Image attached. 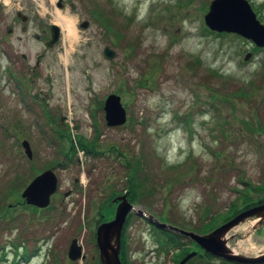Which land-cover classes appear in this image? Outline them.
<instances>
[{
	"label": "rangeland",
	"instance_id": "1",
	"mask_svg": "<svg viewBox=\"0 0 264 264\" xmlns=\"http://www.w3.org/2000/svg\"><path fill=\"white\" fill-rule=\"evenodd\" d=\"M211 1L0 2V264L13 263L24 244L38 249L20 264L95 263L97 227L114 218L133 166L145 181L133 204L186 231L208 234L264 203H257L264 190L255 188L264 182V47L234 33H210L204 16ZM249 1L264 23V0ZM59 12L75 20L74 37L57 23ZM52 24L61 37L47 48ZM106 47L115 51L111 59ZM112 93L127 109L125 125H107L104 104ZM244 120L261 131L253 133ZM81 138L96 139V151L82 150ZM48 169L59 179L50 206L26 203L22 192ZM248 182L255 204L230 214L242 205ZM110 201L106 218L101 210ZM131 213L123 231L129 264H176L181 252L161 250V230L182 235L183 250L196 248L180 231ZM218 215L234 216L211 230L195 229ZM259 220L234 226L228 247L247 257L264 254ZM73 238L85 259L69 258Z\"/></svg>",
	"mask_w": 264,
	"mask_h": 264
},
{
	"label": "water",
	"instance_id": "2",
	"mask_svg": "<svg viewBox=\"0 0 264 264\" xmlns=\"http://www.w3.org/2000/svg\"><path fill=\"white\" fill-rule=\"evenodd\" d=\"M18 16L23 21L28 17L22 12ZM206 25L213 31L236 33L249 40L260 48L264 47V23L258 18L257 13L249 0H212L209 11L205 14ZM88 23H85L87 25ZM51 39L47 41L48 48H52L60 39L61 29L57 24L51 25ZM105 55L112 58L115 51L106 47ZM249 55L246 56V59ZM1 108V102H0ZM107 125L111 127L121 126L127 123L128 113L122 102V97L116 93L110 94L104 105ZM22 146L29 159H33V150L28 140L22 141ZM58 176L54 169H48L37 175L22 192V197L26 203L46 208L51 204L52 195L58 190ZM119 202L115 216L112 220L101 223L97 228V246L100 251L102 264H123L121 260V239L123 228L128 215L133 212L139 216L146 217L149 221L162 228H170L180 231L182 234L193 239L204 251L211 253L215 257L225 259L230 262L240 264H260L264 263V254L256 257H247L232 251L227 244L226 234L240 222L249 217H258V227L264 224V203L250 207L236 215L230 221L222 224L208 234H199L173 227L166 223H161L149 212L127 199V194L115 198ZM197 252H191L185 256L179 264H185ZM68 256L71 260L77 261L86 258L83 254V246L78 238H74L70 244Z\"/></svg>",
	"mask_w": 264,
	"mask_h": 264
},
{
	"label": "trees",
	"instance_id": "3",
	"mask_svg": "<svg viewBox=\"0 0 264 264\" xmlns=\"http://www.w3.org/2000/svg\"><path fill=\"white\" fill-rule=\"evenodd\" d=\"M95 12V11H94ZM112 20V19H111ZM111 27V26H110ZM208 31H210V33H217V32H214V31H211L208 29ZM224 33H222L221 35H223ZM252 85V84H251ZM251 90L253 91V88H251ZM251 93H247V96H250ZM104 103L101 104V106L103 105ZM243 123L249 128L250 131H252L253 133L254 132H260L261 131V128L259 127H256L254 122H251V121H246L244 120ZM223 133H225V131L223 130ZM79 144H80V147L82 150L88 152V153H93L96 151V139L94 141H86L84 138H81L78 140ZM75 143L73 142L72 144V152L74 153L75 151ZM123 156H127L125 155V153H123ZM139 166H133V169H132V176L129 180V183L127 184L128 187H127V190H128V199L130 200V202L132 203H135V202H138L139 201V197H141L140 195V191H141V188L144 184V180H139L138 179V174H139ZM138 172V173H137ZM252 183L251 182H248V185L246 187V191H247V194L245 193L244 195V198H243V195L241 194L240 196V200L238 201V204H241L242 205H233V208H231V212L230 214H236L238 213L240 210H242V208H244L245 206H248V205H254V201H252V197H250L248 194H250L251 192H255L251 185ZM255 188H260L262 190H264V182L261 183L258 187H255ZM126 190V189H125ZM261 202H264V199L263 200H260L259 202L257 203H261ZM113 203L112 201H110L109 203H105L107 206H105L103 204L102 206V210H101V213L103 214V217H106V215H109L110 214V208H109V205ZM113 205V204H112ZM107 212V214H105ZM4 213V216L8 217L6 213V210L3 211ZM132 215V213L129 215L128 217V220H130V216ZM234 215H228L226 218H224L222 215H218L214 218L211 219V221L209 223H203L200 227H195L196 230L200 231V232H205V231H208V230H211V228H215L216 226H218L220 223L222 222H225L227 221V219H230L231 217H233ZM222 216V217H220ZM1 218V217H0ZM107 218V217H106ZM162 219H165L162 217ZM223 220V221H222ZM220 222V223H219ZM182 224V223H180ZM178 224V225H180ZM181 226L183 227H188V225H185V223H183ZM164 234L162 236V239L159 238V242H160V246H161V250L163 251H167V252H170L171 250H174L176 249V251L178 252H181L179 253V255H177V259L175 260L176 261V264H179V261L184 257V255H186L187 253H189V251L192 250V248H187L185 250H183V247L181 246L180 247V238L182 235L176 233V232H173V231H165V230H161ZM96 237V234L94 235ZM15 247H18L17 244H14ZM126 245H127V240H126V237H125V232L123 233L122 235V240H121V260L123 262V264H129V260L127 259V252H126ZM38 248H36L33 252H30L29 251V247L27 244H24L23 248H21V253L18 251L19 248L17 249V252H16V259L13 263L11 264H20V262H22L23 260H26V261H29L32 256H35L36 255V250ZM3 251V248L0 247V252L2 253ZM1 256V254H0ZM2 257L4 258L5 257V253H3ZM22 259V260H21ZM57 264H61V263H58ZM93 264H102L101 260L98 258V260L93 263ZM186 264H239V263H234V262H230V261H226L224 259H218L216 257H214L212 254L208 253V252H203L201 249H198V253L192 257ZM261 264H264V263H261Z\"/></svg>",
	"mask_w": 264,
	"mask_h": 264
},
{
	"label": "bare ground",
	"instance_id": "4",
	"mask_svg": "<svg viewBox=\"0 0 264 264\" xmlns=\"http://www.w3.org/2000/svg\"><path fill=\"white\" fill-rule=\"evenodd\" d=\"M57 23L60 26H64L66 30L68 31L69 37H74L75 35V20H73L71 17L63 15L61 12L58 13L57 16Z\"/></svg>",
	"mask_w": 264,
	"mask_h": 264
},
{
	"label": "flooded vegetation",
	"instance_id": "5",
	"mask_svg": "<svg viewBox=\"0 0 264 264\" xmlns=\"http://www.w3.org/2000/svg\"><path fill=\"white\" fill-rule=\"evenodd\" d=\"M59 5L62 6V2H59ZM11 30H12V29H11ZM48 33H49V35H50V36H49V39H50V38H51V30H50V29H49V32H48ZM49 39H48V40H49ZM119 195H121V194H119ZM114 205H115V207H117V206H118V203H115ZM109 220H111V219H109ZM109 220H107V221H109ZM124 230H125V229H124ZM199 248H200V247H199ZM200 249H201V248H200ZM201 250H202V249H201ZM197 251H198V250H197ZM202 251H203V250H202ZM203 252H205V251H203ZM216 258H217V257H216ZM179 262H180V261H179Z\"/></svg>",
	"mask_w": 264,
	"mask_h": 264
}]
</instances>
